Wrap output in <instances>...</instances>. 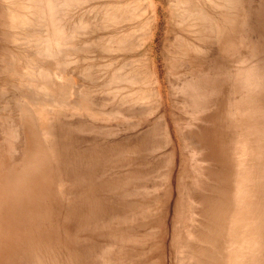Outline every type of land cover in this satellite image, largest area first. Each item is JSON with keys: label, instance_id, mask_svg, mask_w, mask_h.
I'll return each mask as SVG.
<instances>
[{"label": "bare ground", "instance_id": "obj_1", "mask_svg": "<svg viewBox=\"0 0 264 264\" xmlns=\"http://www.w3.org/2000/svg\"><path fill=\"white\" fill-rule=\"evenodd\" d=\"M0 264H264V0H0Z\"/></svg>", "mask_w": 264, "mask_h": 264}]
</instances>
